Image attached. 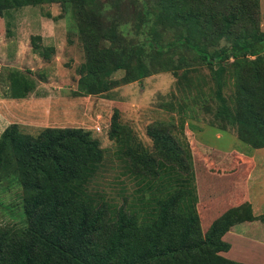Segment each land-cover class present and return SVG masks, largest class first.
<instances>
[{"label": "rangeland", "instance_id": "374dc122", "mask_svg": "<svg viewBox=\"0 0 264 264\" xmlns=\"http://www.w3.org/2000/svg\"><path fill=\"white\" fill-rule=\"evenodd\" d=\"M35 3L2 10L7 14L0 17V136L12 123L32 137L46 128L90 132L98 141L104 158L88 191L105 201L114 212L121 207L141 212L151 198L165 199L178 186L172 185L168 191L164 186L159 187L160 183L149 176L148 168L143 170L146 171L143 178L129 175L115 143L108 138L115 114L130 138L129 145L138 143L150 153L153 142L148 132L155 130L158 137L188 148L189 154L183 159L190 168L187 165L176 167L181 174L186 173L185 168L193 173L185 191H192L196 196L193 206L202 233L229 209L239 207L244 212L246 203L250 204L249 198L254 204V216L259 217L264 212V148L254 149L242 142L232 119L216 114L222 106L228 113L241 104L239 109L243 110L245 102L257 123L264 127L263 63L254 62V57L231 58L222 64L219 86L211 73L212 66L187 56V65H182L179 52L172 54L170 48H160L157 44L155 49L150 48L154 42L147 39L148 35L161 43L185 29L180 21L159 19L156 7L152 10L154 15L147 16L149 19L138 15L149 11L153 0H57L54 3L36 0ZM4 4L0 5L1 9ZM101 4L105 8L99 16L94 15L95 7ZM208 4L203 18L206 26L202 27L216 29L214 35L220 31L225 33L223 19L227 13L236 16L229 28L234 29L231 38L264 33V0H241L236 4L234 0H217ZM145 20L149 23L145 24ZM113 24L121 29L122 44H111L99 38L105 34L103 29ZM230 31L220 35L217 43L210 36L207 50L213 51L226 43L225 37ZM33 43L43 56L33 51ZM136 43L144 51L147 77L122 85L120 82L128 72L120 70L108 76L109 80L119 83L109 92L85 95L80 91L81 65L97 63L103 54H111L112 48L119 45L126 56ZM159 50L169 52L158 56L155 51ZM11 74L16 76L12 82ZM22 78L33 85L34 91L23 99H13L12 94L22 84ZM144 157L153 160L156 155L145 154ZM7 173L3 172L9 176L0 172L2 231L18 230L26 225L22 187L11 175V166ZM171 174L175 180L176 172L172 170ZM224 240L231 246L229 252L221 255L234 261L237 257H247L244 262L253 264L249 256L259 249L254 247L253 250V244L244 240L264 245V224L246 221L235 225Z\"/></svg>", "mask_w": 264, "mask_h": 264}, {"label": "trees", "instance_id": "16d2710c", "mask_svg": "<svg viewBox=\"0 0 264 264\" xmlns=\"http://www.w3.org/2000/svg\"><path fill=\"white\" fill-rule=\"evenodd\" d=\"M4 1L10 3L5 5L0 0V5L4 4L3 9L0 8L1 18L7 14L2 10L36 4V0ZM207 2L214 4L217 0H153L150 10L138 15L153 16L152 10L155 11L156 7L159 19L182 22L185 29L177 31L169 41L159 43L157 38L148 35L147 39L154 42L150 48L166 46L172 54L179 52L182 65H187V56L212 66L211 73L220 86L222 64L231 58L247 60L254 57V62L264 64V33L253 32L231 38L234 29L230 31L229 28L236 16L227 13L223 19L227 28L224 32L230 31L225 37L226 43L208 51V38H214L217 43L219 36L225 33L220 31L214 35L216 29H203L202 26H206L203 18L208 12H205ZM237 2L241 0H234L235 4ZM104 8L103 4L96 6L93 14L99 16ZM148 23L145 20V24ZM111 27L103 29L105 34L99 38L111 44H122L121 29H117L119 27L115 24ZM203 45L206 49L202 48ZM32 49L43 56L36 43L32 44ZM123 52L119 45L112 48L111 54H103L97 63L81 65L80 91L85 95L109 92L119 83L109 80L108 76L120 70L128 72L120 82L122 85L140 82L147 77L149 73L143 48L136 43L126 56ZM155 52L161 56L169 50ZM13 75H10L11 82L16 80ZM21 81L22 84L12 94L13 99H23L34 91L28 80L22 78ZM217 94H220L219 89ZM239 108L228 113L229 110L222 106L216 114L223 119H232L242 142L254 149L264 148L263 125L254 119L248 104L244 102L243 110ZM148 136L153 142L150 153L138 143L129 145L130 138L114 114L108 138L115 143L129 175L143 178L146 175L143 170L148 168L149 176L155 183H160L159 187L164 186L167 191L172 185L178 187L165 199L151 198L141 212L124 207L114 212L105 201L88 191L104 158L98 141L91 137L90 132L74 128H46L32 137L23 134L16 123L10 124L0 136V172L7 173L11 166V175L22 187L26 225L18 230H0V264H242L221 255L230 249V244L223 237L232 227L246 221L264 224V212L256 217L251 205L246 203L244 212L239 207L229 209L202 233L199 216L193 206L196 196L192 191H185L186 186H190L193 173L185 168L186 173L181 174L176 167H189L183 159L185 154H189L188 148L158 137L155 130L149 131ZM145 154L156 157L148 160ZM172 161H175V166ZM172 170L176 172L175 180L171 177Z\"/></svg>", "mask_w": 264, "mask_h": 264}, {"label": "crops", "instance_id": "0c3cea01", "mask_svg": "<svg viewBox=\"0 0 264 264\" xmlns=\"http://www.w3.org/2000/svg\"><path fill=\"white\" fill-rule=\"evenodd\" d=\"M259 150V149H258ZM251 160H253V161H255V159L252 157L251 158ZM256 162V161H255ZM257 165V164H256ZM259 165H261L260 163H259ZM258 165V166H259ZM249 201H250V205L252 206V209H254V204H252L251 203V199L249 198ZM254 213V212H253ZM263 213V212H262ZM262 213H260V214H262ZM227 234V233H226ZM225 234V235H226ZM224 235V236H225ZM223 240H224V237H223ZM225 241V240H224ZM245 242H249V243H251V244H253V250H254V247H256V248H258L259 249V251L258 252H256V251H253V253L249 256V261H252L253 262V264H264V245H262V244H258L257 242L256 243H254L253 241H251V240H249V241H247V240H244ZM225 242H227V241H225ZM231 246V245H230ZM229 252V251H228ZM227 258V257H226ZM235 258H236V256H235ZM228 259H230V258H228ZM231 260H234V259H231ZM244 260H248V258L247 257H237V259L235 260L236 262H239V263H242V264H252V263H246V262H244Z\"/></svg>", "mask_w": 264, "mask_h": 264}]
</instances>
